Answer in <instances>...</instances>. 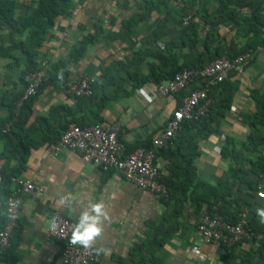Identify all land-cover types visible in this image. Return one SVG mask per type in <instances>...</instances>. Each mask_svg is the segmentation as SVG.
<instances>
[{
  "label": "crops",
  "instance_id": "obj_1",
  "mask_svg": "<svg viewBox=\"0 0 264 264\" xmlns=\"http://www.w3.org/2000/svg\"><path fill=\"white\" fill-rule=\"evenodd\" d=\"M145 1L153 0H70L66 12L57 18L48 32L36 60L39 63L47 59L50 66H58L53 73L58 80L43 85L25 107L29 116L24 128L29 132L30 148L15 177L31 179L34 189L22 195L17 230L11 237L10 246L0 250L2 253L9 249L13 264H64L61 243L47 238L46 229L65 194L76 198L74 211L67 207L63 209V214L73 223L89 201L100 200L106 205L110 222L105 224V231L98 242V246L106 249L99 255V264H134L133 260L139 261L141 254L145 258L148 255L153 257L156 264H193L196 259L199 264L262 263L258 246L259 241L264 242V224L259 223L255 209L264 208V197L256 196L258 176L250 170V158L243 144L246 143L254 111L251 91L264 90V48L256 51L244 70L232 77L238 81L239 87L217 132L205 138L198 136L195 141L197 156L192 160V183L196 189L192 186L184 194L181 192L179 186L183 178L179 170L173 175L170 173L171 162L167 156L157 157L156 165L162 177H172L170 184L176 193L163 199L136 187L117 172L84 163L78 152L63 150L54 155L48 150V145L60 138L67 125L75 123L115 128L126 151H133L145 140L159 136L167 119L181 105L179 92L151 99L156 87L153 79L163 78L165 81L172 71L200 53L207 31L218 34L216 44L220 49L233 47V52L239 53L263 40L260 28L264 19L260 12L264 10V0H242L246 3L236 7L231 0L229 7L234 9L237 22L227 20L223 13L218 12L228 0H205L203 10L192 20L198 39L192 48L180 45V26L173 28L176 25L175 12L171 16L163 8L152 14L148 21L136 24L127 37L117 36L124 23L142 14ZM176 5L171 1L169 6L173 8ZM253 13L260 18L258 23L253 22ZM207 16L215 22L213 30L205 20ZM163 19L166 30L171 28V34L151 37L156 20ZM1 23L0 20V120H5L9 105L23 92L21 76L26 63L22 52L12 47V41L24 39V35L12 34ZM89 35H95V40L86 45L79 59L69 61L70 52ZM81 73L98 80L93 88L94 96L89 100L66 95L60 88L61 78H65L63 82L72 80ZM182 133L183 142L179 135L174 136L179 145L173 144L169 149L176 150L181 146V152L185 144L192 147L190 134L185 130ZM11 147L13 141L0 139L3 170L17 168L18 159L6 157ZM186 147L183 152H186ZM226 147L240 153L241 158H237L241 163L244 155L247 157L238 175L231 172L236 163L222 154ZM192 150L187 151L191 153ZM259 150L263 152L264 147ZM222 185L230 187L233 192L239 188L245 191L240 199L247 205L242 209L246 211L247 221L260 230L256 236L258 241L253 243L252 239H244L234 245L201 241L198 218L202 211L208 209L204 203L201 209H197L189 195L195 190V194L203 195L204 191ZM5 200V190L0 187V227L7 217ZM165 214L171 223H166L167 228L164 229L175 228L177 224L176 230L165 238L162 246L150 250L153 227L163 225ZM138 246L147 248L140 253L135 251ZM195 246L200 247L198 256L193 252Z\"/></svg>",
  "mask_w": 264,
  "mask_h": 264
},
{
  "label": "trees",
  "instance_id": "obj_2",
  "mask_svg": "<svg viewBox=\"0 0 264 264\" xmlns=\"http://www.w3.org/2000/svg\"><path fill=\"white\" fill-rule=\"evenodd\" d=\"M171 1H174L177 4L173 8L169 6ZM204 2L205 0H153L151 2L145 1L144 5L142 6V14L137 16L136 19H132L131 21H127L126 23H124L122 31H120L119 35L117 36H122L123 38L127 37L136 24L148 21L151 18L152 14L160 12V8H163L166 10V13L171 16L172 13L175 12V14L173 13V17L175 19L176 25L173 28H178V26H180V30L178 33L180 35V45L187 48H192L198 42L196 26L195 24H193L192 20L199 13H201V11L203 10ZM229 2H231V0H228V2L222 4L218 12L223 13V17H225L227 20L237 22V15L234 9L229 7ZM246 2L242 0H234V2L231 4L236 7L239 5H243ZM69 3L70 0H22L21 3H18V0L17 3L16 0L0 1L1 24L5 25V27L10 30L12 34L17 33L24 35V39L12 41V47L20 50L25 56L26 66L24 71L22 72V82L24 74L37 69L38 62L36 59L38 57V53L40 52V48L42 47L48 32L54 27L57 18L63 15L64 12H66V10L68 9ZM16 10L18 11L17 15L15 14V12H17ZM188 15L190 17L187 24L184 25L183 20ZM252 19L254 23H258V20L260 18L257 16V13H253ZM164 20L165 19L158 20V22L156 20L155 28L152 29V32L150 34L151 37L157 38L165 34H171V28H168V30H166L167 28L165 27ZM205 20L211 26L210 29L213 30L215 22H212L211 17L209 16H207ZM261 25L262 27L260 28V32L263 35V40L261 42H258V44L255 46H252L251 44L250 46H248L247 50H255L259 45H264V23H261ZM95 38V35L86 36L85 39H83V41L81 42L80 46L78 48H74L70 52V55L68 57L69 61L73 62L79 59L83 55L86 45L88 43H92ZM216 41H218V34H216L215 31H207L202 42L201 52L198 53L194 58L190 57V59L186 60L183 65L172 71L169 77L165 79V81L171 79L177 72L181 71L183 68L202 69L210 62L221 56L234 58L241 54L239 52H233V47L220 49V45L216 44ZM213 42L216 45H214ZM56 70H58V66H56V68L54 66H50L48 78L42 83L34 96L29 97L23 102L22 106L18 109L19 114L17 118H14V112L17 108V102L22 94L16 96L12 103L9 105V113L7 118L5 120H0V139L4 140L5 138L13 141V147H11L9 155L6 157L17 158L19 165H17V168L14 170H3L1 167L2 176L0 180V187L5 190L6 198L11 195L13 190L11 179L16 176V171L19 168L23 167L26 161L28 150L30 148V141L28 139L29 132L24 128L29 116V112H26L25 107L27 105V102L33 99L38 94L43 85L47 83H53V81L56 79L58 80V76L53 75L54 71ZM64 72L67 73V70L64 69ZM235 74L236 72L232 71L229 76L222 82H218L213 85L211 90L207 93L208 98L210 99V103L204 115L193 121L184 120L181 122L180 128L176 132L175 136L179 135L178 137H180L183 142L184 137H182V130L187 131L190 134L192 147H189L191 144L187 146L185 142L182 143L185 145L183 146L181 152V146L180 148H176V150L169 149L173 146V144L179 145V143H176L177 141L175 142L173 139L172 145L156 151L157 157L167 156V158L170 160L171 166L169 168V171L171 174L178 173L177 170H179L181 174L180 176H182L183 178V180L181 181L182 184L179 186V189L183 194L192 186L195 187V185L192 183L194 174L192 160L197 156L195 141L198 136L205 138L210 134L217 132L221 120H223L230 109L233 101V95L239 87L238 81L236 79L232 80V77ZM64 79L65 78H61V82H63ZM162 79L163 78H154L152 82L158 85L159 83L164 81H162ZM97 81L98 80L95 79L94 85H96ZM190 83L182 90H180V99L184 95L189 94L192 90L201 89L205 85L204 80H194V82L191 84L193 85L192 88L190 86ZM93 96L94 92L91 96L87 97V100H89ZM251 97L253 99L254 111L253 113H251L252 118L249 124L250 131L246 139L247 144H243V149L246 150L247 154L249 155L251 166L250 170H252L256 174V176H259V174L264 170V151L262 152L261 150H259L261 146L264 147V90L262 92L251 91ZM81 98L86 99V97H78L77 99ZM6 123H10V127L8 130H5ZM151 144L152 140L147 139L145 140V142L140 143L136 147L141 146L149 148L151 147ZM185 147L186 152H183ZM191 148H193V150L190 153L187 150ZM222 154L236 163V167H234L231 172L235 173V175H238L237 173H239V170H241L240 166L243 164L247 157L244 155L245 158L241 163L237 158H241L240 153H237L233 149L228 150L227 147L222 149ZM171 180L172 177H169L168 175L162 177V182L167 187L169 197L173 196L174 193H176L172 188V185L170 184L172 182ZM10 186L11 190L9 189ZM196 188L197 187H195V189ZM249 188L250 190L253 189L252 187ZM244 192L245 191L241 190L240 188L236 192H233L230 187L227 188V186L224 187L222 185L220 188H210L209 191H204L203 195L195 194V190L190 193L189 198L197 209H201L203 207L202 204L204 203L206 204V209H208L210 213H218L225 221L235 223L238 220L239 214L243 211L242 208H245V206L247 205L244 200L240 199V197H242L241 195H243ZM213 206H215V209H213ZM162 219L164 220V223L161 227L158 225L153 227V232L151 234V238L153 240L151 241L152 246L149 248L150 250L154 251L158 246H162L165 238L171 235L174 230H176L177 224L175 223H173L175 224V228L170 227L168 230H165L164 228H167L166 223L169 222L170 224L171 222L166 214ZM2 226L3 225H1L0 229L2 228ZM246 229L254 233L253 237L251 238L252 242L254 243L255 241H258L256 239V236L260 232V230L257 227H254L253 224H251V222L249 221H247ZM259 244L260 245L258 246V252L262 261L261 264H264V256L262 255L264 251V242L259 241ZM146 248L147 247L145 246H138L135 251L141 253ZM133 261L134 264H156L153 257L149 258L148 255V257L145 258V255L143 254L140 255L139 261ZM0 263L13 264V257L11 256L9 249L0 253Z\"/></svg>",
  "mask_w": 264,
  "mask_h": 264
},
{
  "label": "built area",
  "instance_id": "obj_3",
  "mask_svg": "<svg viewBox=\"0 0 264 264\" xmlns=\"http://www.w3.org/2000/svg\"><path fill=\"white\" fill-rule=\"evenodd\" d=\"M264 19V10L261 11ZM189 15L183 20L186 25ZM264 48L258 46L255 50L248 49L244 53L228 58L221 56L210 62L202 69L183 68L171 79L156 85L151 99L174 95L190 81L194 79L204 80L205 85L201 89L192 90L182 97L181 105L169 117L164 125L161 134L152 139L151 147H138L131 152H126L125 146L117 136L115 128L104 127L100 124L79 126L75 123L67 125L60 138L48 145V150L54 155L63 150L78 152L84 163H91L104 171H114L120 174L126 181L136 187L149 191L163 199L168 198V190L162 182L161 174L156 165V151L172 145V140L184 120L193 121L204 115L207 111L210 99L207 93L213 85L222 82L232 71L242 72L246 65L252 61L256 51ZM50 64L47 59H42L34 71H29L23 76V92L17 102L14 118L18 117V109L29 97L34 96L42 83L49 76ZM95 78L81 73L76 79L67 80L60 84V88L66 95L75 98L89 97L93 93ZM149 98V99H150ZM10 123H6L5 130H8ZM0 165V180H1ZM13 190L5 200L6 221L0 229V250L10 246L12 235L18 226V214L22 201V195L34 189L31 179H11ZM264 170L259 174L256 185V196L264 197ZM66 206L60 205L57 211L52 214L55 225L50 221L46 229V237L53 238L61 243V258L64 264H99L100 257L90 253L79 246H73L69 242L71 229L74 223L63 214ZM246 211L239 214L238 220L231 223L222 219L218 213L202 211L199 214L197 229L203 243H224L234 245L244 239H251L254 233L246 229ZM195 255L200 254V247H193ZM2 264V263H0ZM193 264H199L196 259Z\"/></svg>",
  "mask_w": 264,
  "mask_h": 264
},
{
  "label": "clouds",
  "instance_id": "obj_4",
  "mask_svg": "<svg viewBox=\"0 0 264 264\" xmlns=\"http://www.w3.org/2000/svg\"><path fill=\"white\" fill-rule=\"evenodd\" d=\"M50 182H53L50 178ZM76 198L70 194L61 197L60 202L69 210L74 211ZM255 213L259 218V223L264 224V208H256ZM110 222L109 212L103 201H89L82 211L79 212L76 221L71 229L69 242L73 246H79L90 253L100 255L106 249L98 246L103 233L105 224ZM51 223L55 225L53 218Z\"/></svg>",
  "mask_w": 264,
  "mask_h": 264
}]
</instances>
